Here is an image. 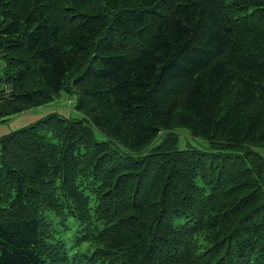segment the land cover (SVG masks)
Instances as JSON below:
<instances>
[{"label":"trees","instance_id":"1","mask_svg":"<svg viewBox=\"0 0 264 264\" xmlns=\"http://www.w3.org/2000/svg\"><path fill=\"white\" fill-rule=\"evenodd\" d=\"M0 60L83 116L0 137V264H264V0H0Z\"/></svg>","mask_w":264,"mask_h":264},{"label":"rangeland","instance_id":"2","mask_svg":"<svg viewBox=\"0 0 264 264\" xmlns=\"http://www.w3.org/2000/svg\"><path fill=\"white\" fill-rule=\"evenodd\" d=\"M4 66H5L4 61L0 60V77L2 76ZM75 98H76L75 94L71 95L62 92L60 93L58 98H55L51 103L47 105H44L31 112L11 117L9 119H6L5 121H1L0 137L15 130H19L27 126L34 125L37 121L43 119L52 112L58 113L63 117L82 119L83 116L74 110ZM93 133L96 140L101 141L105 139L104 136L96 129H93ZM175 133L178 135L179 138V141L177 143L178 150H182L186 148L207 150L208 143L206 141L190 136L187 132H185V130L181 128L176 129ZM181 222L182 220H176V223H181Z\"/></svg>","mask_w":264,"mask_h":264},{"label":"bare ground","instance_id":"3","mask_svg":"<svg viewBox=\"0 0 264 264\" xmlns=\"http://www.w3.org/2000/svg\"><path fill=\"white\" fill-rule=\"evenodd\" d=\"M219 148V147H218Z\"/></svg>","mask_w":264,"mask_h":264}]
</instances>
